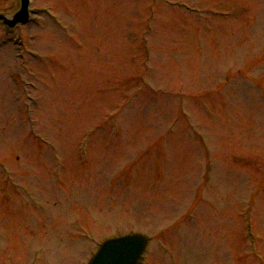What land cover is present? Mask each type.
<instances>
[{"label": "rangeland", "instance_id": "374dc122", "mask_svg": "<svg viewBox=\"0 0 264 264\" xmlns=\"http://www.w3.org/2000/svg\"><path fill=\"white\" fill-rule=\"evenodd\" d=\"M157 2L32 0L28 25L0 23V264L33 253L36 264H91L128 233L149 239L139 264H264L242 212L255 197L264 259V0ZM20 4L0 0V13ZM180 93L198 126L167 132ZM32 98L63 163L27 133ZM195 136L210 144L208 182Z\"/></svg>", "mask_w": 264, "mask_h": 264}, {"label": "water", "instance_id": "95a60500", "mask_svg": "<svg viewBox=\"0 0 264 264\" xmlns=\"http://www.w3.org/2000/svg\"><path fill=\"white\" fill-rule=\"evenodd\" d=\"M27 3L24 2L23 10L15 19L22 15V20H26ZM4 20L6 23L12 24L7 16L0 15V20ZM146 239L139 236L125 237L119 240H112L107 242L99 255L94 260L93 264H134L139 255L141 254Z\"/></svg>", "mask_w": 264, "mask_h": 264}]
</instances>
